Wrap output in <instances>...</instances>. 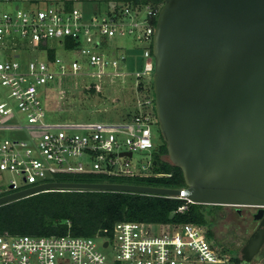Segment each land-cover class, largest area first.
<instances>
[{
	"label": "built area",
	"instance_id": "1",
	"mask_svg": "<svg viewBox=\"0 0 264 264\" xmlns=\"http://www.w3.org/2000/svg\"><path fill=\"white\" fill-rule=\"evenodd\" d=\"M38 1L47 6L38 7ZM68 2L73 6L68 7ZM15 3L12 10L0 7V128L20 129L11 121L15 115L13 102L25 116L30 139L8 138L0 141V178L9 172L6 187L0 196L35 184L57 181L59 175L101 173L110 177L170 175L139 171L129 159L120 161L121 152L154 150L152 125L157 122L155 96L137 99V112L126 121L50 122L46 119L41 93L48 86L68 75L84 73L99 77L108 74L111 66L119 74L127 59L111 47L110 40L127 34L135 37L143 56V64L135 70L138 91L142 81H153L155 57L152 52L155 20L163 4L154 1L139 5L134 0H0V4ZM92 3V11L77 4ZM146 9V18L136 17ZM130 16V20L125 19ZM157 23V22H156ZM72 36L76 45L65 39ZM23 42V43H21ZM47 51V60L20 61V46ZM61 46L74 54L65 59L57 53ZM137 48V47H136ZM55 49L56 55L49 56ZM123 52V51H122ZM125 53V52H124ZM147 79V80H146ZM70 129H83V132ZM115 130L128 134L126 149L121 150ZM89 155L93 167L84 162H72L73 157ZM133 156V155H132ZM128 157V156H127ZM152 165V164H151ZM19 178L23 183L19 182ZM189 201V200H188ZM187 204L180 210L187 209ZM208 227L197 223H153L124 220L115 224L112 235L98 232L94 236L0 234V264H262L245 259L240 249L216 246ZM108 245L105 246V242ZM112 247V256L105 250Z\"/></svg>",
	"mask_w": 264,
	"mask_h": 264
},
{
	"label": "water",
	"instance_id": "2",
	"mask_svg": "<svg viewBox=\"0 0 264 264\" xmlns=\"http://www.w3.org/2000/svg\"><path fill=\"white\" fill-rule=\"evenodd\" d=\"M152 52L159 128L186 187L57 180L0 196V205L44 191L103 190L264 206V0H164ZM263 242L264 230L243 257Z\"/></svg>",
	"mask_w": 264,
	"mask_h": 264
},
{
	"label": "trees",
	"instance_id": "3",
	"mask_svg": "<svg viewBox=\"0 0 264 264\" xmlns=\"http://www.w3.org/2000/svg\"><path fill=\"white\" fill-rule=\"evenodd\" d=\"M151 1L157 4L164 3V0H134V3L141 6ZM72 6L73 2H68V7ZM156 22L157 20L154 21L155 24ZM65 41L70 47L77 44L72 36H68ZM136 47L139 48L138 45ZM55 55V49H50L49 56L54 57ZM92 88L94 87L92 86ZM147 88L142 81L139 89L143 98L149 97L150 89L154 95L152 80L149 90ZM151 173L170 175L110 177L101 173H81L59 175L56 179L60 181H113L176 188L186 187L183 170L168 158L166 143L154 149ZM186 204L187 209L180 210V207ZM220 206L193 203L184 197L139 192L51 190L0 205V234L65 235L71 233L80 236H94L101 232L108 236L112 235L115 224L124 220L153 223L191 222L204 224L208 227L210 225L209 215L213 214L215 209ZM208 231L213 236L210 228Z\"/></svg>",
	"mask_w": 264,
	"mask_h": 264
},
{
	"label": "rangeland",
	"instance_id": "4",
	"mask_svg": "<svg viewBox=\"0 0 264 264\" xmlns=\"http://www.w3.org/2000/svg\"><path fill=\"white\" fill-rule=\"evenodd\" d=\"M15 3H3L0 4L4 10H12L15 8ZM79 7H83L87 12L92 11V3H86L85 5L77 4ZM47 4L38 1V7L45 8ZM146 9L143 7L141 13L136 17L138 20H144L146 18ZM125 19L130 20V16H126ZM23 43V42H21ZM111 47L107 51L106 58L109 59L112 55L113 49L118 50L121 54H126L127 59L123 61L120 66V73L116 74V71L111 66L105 68L108 73L106 76L87 75L91 68L85 64V67L78 75H68L64 79L56 80L48 86L47 94L41 93L44 107L47 110L46 119L50 122H90V121H126L136 112L137 99L143 97V94L138 91L135 84V70L140 68L143 64V56L139 48L135 50V37L127 34L124 36H117L110 40ZM23 46H20L21 55L20 61L25 65L31 59L47 60V51L33 50ZM57 53L63 58L71 59L74 54L66 51L61 46L57 47ZM123 51V52H122ZM125 52V53H124ZM3 54V51L0 50ZM92 72L95 70L91 69ZM147 80V79H146ZM151 80L144 82L145 86L150 88ZM96 85V86H94ZM92 86L94 88H92ZM147 88V90H149ZM0 91H3L0 86ZM149 97H153L151 89L149 90ZM13 109L15 115L10 119L23 125L20 129L0 128V141L8 138H26L30 139L28 128L25 126L28 124L27 119L18 110L17 104L13 102ZM157 116V115H156ZM153 130V142L155 148L165 143L162 133L159 128L158 119L152 125ZM70 132L78 131L83 132V129H70ZM118 136V140L121 143V150H125L126 140L128 134L115 130ZM154 150H138L135 151L133 156H121L120 161L125 162L130 160L131 165L139 171H151V164L153 162ZM84 162L87 167L92 168L94 158L91 156L83 155L72 158L73 163ZM11 174L4 172L2 178H0L1 186L6 187ZM19 182L23 183V180L19 178ZM228 206H223L219 210L217 215H209L210 228L213 236L211 237L216 246H229L233 252H237L236 249H242V246H237L243 239L242 233L233 226V221H236L235 213L231 214V218H226L223 215L226 212ZM239 247V248H238ZM112 247L105 250L109 256H112ZM255 260L260 263V257L255 256Z\"/></svg>",
	"mask_w": 264,
	"mask_h": 264
},
{
	"label": "flooded vegetation",
	"instance_id": "5",
	"mask_svg": "<svg viewBox=\"0 0 264 264\" xmlns=\"http://www.w3.org/2000/svg\"><path fill=\"white\" fill-rule=\"evenodd\" d=\"M223 206H228L226 208V212L223 214L226 215V218H231L230 215L235 213V217L237 219L236 221L232 222L233 226L237 228L242 233L243 238H245L240 243L238 242L237 246H242L243 248L250 237H252L257 232L264 230V206L221 205L215 209L216 211L214 212V215H217ZM258 216L261 217L259 218ZM255 256L260 257L261 260L264 259V242Z\"/></svg>",
	"mask_w": 264,
	"mask_h": 264
},
{
	"label": "crops",
	"instance_id": "6",
	"mask_svg": "<svg viewBox=\"0 0 264 264\" xmlns=\"http://www.w3.org/2000/svg\"><path fill=\"white\" fill-rule=\"evenodd\" d=\"M135 50H137V48L135 47Z\"/></svg>",
	"mask_w": 264,
	"mask_h": 264
}]
</instances>
